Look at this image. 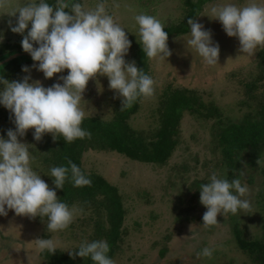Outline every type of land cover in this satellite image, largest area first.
<instances>
[{
	"label": "rangeland",
	"instance_id": "obj_1",
	"mask_svg": "<svg viewBox=\"0 0 264 264\" xmlns=\"http://www.w3.org/2000/svg\"><path fill=\"white\" fill-rule=\"evenodd\" d=\"M49 1L53 0H47ZM76 1L85 10L94 9L98 3V0ZM187 1L196 0H104L106 11L125 29L131 42L125 61H134L136 64V54L142 49L135 21L137 15L144 13L155 16L168 28L182 20ZM38 2L39 0H0V33L3 34L0 48L3 45H16L17 53H25L21 48L23 37L9 30V21L15 23L18 14L12 15L13 12L26 3ZM249 2L250 0H214L205 5L197 19L206 29L211 30L213 41L219 44L218 65H205L187 45L190 33L168 38L167 44L172 55L166 61L151 59L147 62L149 76L155 81V92L152 97L141 99L139 111L131 117L129 123L134 130L148 131L156 126L155 109L159 97L168 87L196 92L204 102L219 106L224 115L232 120L243 117L246 108L241 109L239 104L245 99L244 83L254 81L258 74L256 64L260 49L251 59L242 55L237 38L228 37L219 21L212 19L209 10L226 3L244 6ZM255 2L264 4V0ZM24 34H27V29ZM33 63L20 58L17 64L31 66ZM29 74L30 83L39 81L45 88L57 82L62 83L59 77L67 75L64 71L51 79H45L43 73L31 68L30 73L20 71L11 81L20 80ZM257 85L261 87L263 84ZM258 92L263 93V89ZM115 95L109 89L107 77L97 74L90 79L82 93L81 107L85 110V118L112 119L116 107L121 105V98L114 99ZM14 128L12 121L0 122V136L6 139V132ZM33 132V129H29L18 140L29 146L31 167L53 189L45 165L36 156V153L44 155L45 145L54 143L53 136L45 133L40 141H36L33 139ZM181 137V145L164 167L133 162L112 152L88 151L83 155L82 166L85 172L99 175L117 187L128 211L124 223L126 236L114 264L245 263V258L235 245L231 221L226 215H218V224L202 226L206 208L200 203V193L195 189L190 190L194 181L209 179L210 174L217 173L215 164H206L215 159L212 156L211 126L186 116L181 125ZM261 165H264V160ZM250 176L244 173L240 177L242 184L248 186L249 192L243 198L251 202V208L239 212V218L242 220L241 224L253 232L259 224L258 213L262 209H258L256 205L257 186H250L247 182ZM89 218L91 216L88 211L78 213L66 230L50 233L47 231L45 218L16 216L9 211L7 216L0 217V264H45L36 248L37 239L51 238L56 242L57 249L71 252L82 242L89 241L92 228L83 224V220ZM205 247L215 249L212 258L197 256ZM163 249H166V253L161 256Z\"/></svg>",
	"mask_w": 264,
	"mask_h": 264
},
{
	"label": "clouds",
	"instance_id": "obj_2",
	"mask_svg": "<svg viewBox=\"0 0 264 264\" xmlns=\"http://www.w3.org/2000/svg\"><path fill=\"white\" fill-rule=\"evenodd\" d=\"M16 14L15 23L9 21V30L23 37L21 48L34 62L23 66L21 71L30 73L35 68L45 79L65 70L67 75L59 77L62 83L47 88L39 81L30 83V74L11 82L0 75V106L9 111L15 125L14 130L6 132V139L0 136V217L7 216L9 211L16 216H39L46 218L48 232L58 233L66 230L84 209L70 208L57 198L56 190L31 167L29 146L19 142L18 137L33 129L36 141L45 133H51L53 140L62 137L66 143L90 138L91 133L81 126L85 118L82 93L97 74L107 77L109 89L116 94L114 99L121 98V110L131 108L141 98L152 97L155 81L138 70L134 61H125L131 42L125 29L106 11L104 0H98L92 10H85L74 0H59L56 6L39 0L26 3L12 15ZM209 14L219 21L228 37L237 38L242 55L251 59L264 48V4L255 0L244 6L226 3L212 7ZM135 21L145 56L166 61L172 52L165 25L144 13L137 15ZM187 23L190 26L187 45L205 65H218L220 48L213 41L211 30L194 19H188ZM50 177L57 190L63 189L66 181L74 187L92 184L90 177L71 160L68 166L52 167ZM209 181L200 186V203L206 208L202 226L218 224V215H237L251 208V202L243 198L249 192L248 186L241 179L229 181L213 172ZM35 244L40 254H54L57 249L51 238L37 239ZM214 251L205 247L197 256L212 258ZM109 252V243L100 239L82 242L70 255L89 258L92 264H114Z\"/></svg>",
	"mask_w": 264,
	"mask_h": 264
},
{
	"label": "trees",
	"instance_id": "obj_3",
	"mask_svg": "<svg viewBox=\"0 0 264 264\" xmlns=\"http://www.w3.org/2000/svg\"><path fill=\"white\" fill-rule=\"evenodd\" d=\"M212 1L214 0L187 1L182 20L178 24L164 28L168 38L190 33L188 19L197 21L199 18L197 15H200L205 5ZM48 3L53 6L58 4L56 0ZM15 50L16 45H3L0 48V61L17 53ZM136 57L138 70H143L149 75L147 62L150 59L145 56L142 49L137 52ZM18 60L0 68V75L11 82L23 67L17 64ZM26 60L33 62L31 59ZM256 68L258 74L255 80L244 83L245 99L239 106L241 109L246 108V112L239 120L228 118L219 106L204 102L194 91L168 87L159 97L155 109L156 126L152 130L137 131L130 126L131 117L139 111L140 101L143 99L141 98L129 109L121 110L122 104L118 105L113 118L108 121L85 118L81 126L91 133L90 138L85 137L66 143L62 137H57L52 141L54 143L45 145L44 155L36 153L37 159L45 165L49 175L52 167L68 166V161L71 160L92 180L91 186L85 187H74L71 182L66 181L64 188L57 190L53 179L51 177L49 179L59 200L70 208L80 207L84 212H90L91 218L83 220L86 227L92 228L88 242L106 240L110 245L109 256L114 261L121 252L123 238L126 236L124 223L128 211L117 187L99 175L85 172L82 166L83 155L88 151L112 152L133 162L164 167L169 164L181 145L182 121L186 116H190L211 126L212 156L215 159L206 164H215L218 176L226 177L229 181L240 179L247 173L251 175L247 180L248 184L257 186L256 205L262 212L258 213L259 224L253 232L241 224L239 213L237 215L229 213L226 216L231 221L237 250L245 258L244 264H264V165H261L264 160V48L257 54ZM65 72L67 74V70ZM259 83L263 85L258 87ZM260 89H263V93L258 92ZM11 121L9 111L0 108V122ZM208 182H210L208 178L196 180L190 185V190L195 189L199 194L200 186ZM166 240L170 241V238ZM165 253L166 249H163L161 256ZM41 258L45 264H92L89 258H80L59 249H56L54 254H41Z\"/></svg>",
	"mask_w": 264,
	"mask_h": 264
},
{
	"label": "water",
	"instance_id": "obj_4",
	"mask_svg": "<svg viewBox=\"0 0 264 264\" xmlns=\"http://www.w3.org/2000/svg\"><path fill=\"white\" fill-rule=\"evenodd\" d=\"M20 58L31 59V57L28 53H15V54L7 57L6 59L0 61V68L4 67L5 65L11 63L12 61L20 59Z\"/></svg>",
	"mask_w": 264,
	"mask_h": 264
}]
</instances>
